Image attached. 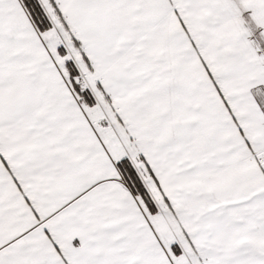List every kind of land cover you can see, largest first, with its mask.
<instances>
[{
    "label": "snow or ice",
    "instance_id": "snow-or-ice-1",
    "mask_svg": "<svg viewBox=\"0 0 264 264\" xmlns=\"http://www.w3.org/2000/svg\"><path fill=\"white\" fill-rule=\"evenodd\" d=\"M0 264H264V0H0Z\"/></svg>",
    "mask_w": 264,
    "mask_h": 264
}]
</instances>
